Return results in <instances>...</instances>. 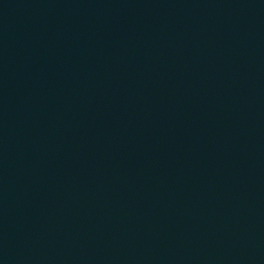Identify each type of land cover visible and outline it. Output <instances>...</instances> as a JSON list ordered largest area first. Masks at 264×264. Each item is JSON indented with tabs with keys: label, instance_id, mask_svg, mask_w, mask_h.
<instances>
[{
	"label": "water",
	"instance_id": "water-1",
	"mask_svg": "<svg viewBox=\"0 0 264 264\" xmlns=\"http://www.w3.org/2000/svg\"><path fill=\"white\" fill-rule=\"evenodd\" d=\"M0 264H264V0H0Z\"/></svg>",
	"mask_w": 264,
	"mask_h": 264
}]
</instances>
